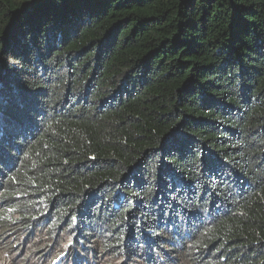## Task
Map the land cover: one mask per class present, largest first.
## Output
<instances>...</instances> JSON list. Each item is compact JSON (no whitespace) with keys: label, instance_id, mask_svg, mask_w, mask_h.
I'll return each instance as SVG.
<instances>
[{"label":"trees","instance_id":"trees-1","mask_svg":"<svg viewBox=\"0 0 264 264\" xmlns=\"http://www.w3.org/2000/svg\"><path fill=\"white\" fill-rule=\"evenodd\" d=\"M26 263L264 264V0H0V264Z\"/></svg>","mask_w":264,"mask_h":264},{"label":"rangeland","instance_id":"rangeland-1","mask_svg":"<svg viewBox=\"0 0 264 264\" xmlns=\"http://www.w3.org/2000/svg\"><path fill=\"white\" fill-rule=\"evenodd\" d=\"M31 260H32V259H31ZM31 262H33V260H32ZM26 264H28V263H26Z\"/></svg>","mask_w":264,"mask_h":264}]
</instances>
